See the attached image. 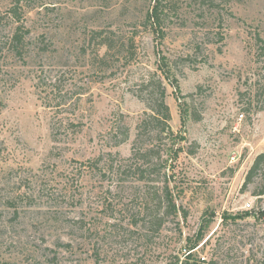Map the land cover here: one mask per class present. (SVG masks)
<instances>
[{"label":"rangeland","instance_id":"obj_1","mask_svg":"<svg viewBox=\"0 0 264 264\" xmlns=\"http://www.w3.org/2000/svg\"><path fill=\"white\" fill-rule=\"evenodd\" d=\"M155 1L23 0L17 22L15 0H0V264H264V176L244 187L264 153V0H173L164 38L148 23ZM20 26L23 56L10 44ZM100 30L134 37V59L93 66ZM153 78L185 140L156 142L149 127L146 185L128 167L160 97Z\"/></svg>","mask_w":264,"mask_h":264},{"label":"trees","instance_id":"obj_2","mask_svg":"<svg viewBox=\"0 0 264 264\" xmlns=\"http://www.w3.org/2000/svg\"><path fill=\"white\" fill-rule=\"evenodd\" d=\"M23 0H15L13 8H11V12L13 14V17L16 19L17 22H20L22 19V16L20 15L19 8L20 3ZM173 0H156L155 5L153 6L152 10L148 13V23L150 28L158 35L159 38H164L165 31L163 29L164 21L167 16V12L171 9L173 6ZM28 30H24L21 26L16 29L14 34L12 35V38L10 40L12 51H15V53L19 56H23V52L25 51L27 36L29 35ZM92 40L97 41L95 43V47L92 50V52L89 53V56L91 57V64L93 66L98 65L102 66L108 64L110 61H121L122 59H126L128 63H130L136 54V45H135V38L132 37L129 39L128 43L125 44L124 40L117 39L118 36L113 31L105 32L104 30L100 31H94L92 32ZM258 40L261 42H264V39H262L258 35ZM94 43V42H92ZM87 52H85L86 54ZM164 63L170 61L163 57ZM167 65V64H165ZM145 88L148 90L149 95L153 98L155 95L154 89H157L159 91L160 97L159 99H156L157 101V107H154L153 104H149L148 109L150 110L149 114L146 113L142 119L139 120V123L137 124V136L134 143V149L132 157L130 158V161L133 160L134 163L128 167L131 171H133V176L135 178V181L144 183L148 185L149 183H157V180H153L154 170L153 167L155 166L154 163L151 161L154 159L153 155L156 154L155 150L156 148V142H159L160 138H163L165 136L166 138L169 137L170 140L176 141L178 140H185V138H178L177 135L172 131V129L169 126V122L171 121V111L166 103V89L164 88L161 80H155L154 78L149 81V83L145 86ZM143 98V96H140V99ZM63 104L61 103L60 106ZM151 125H157L159 128L157 132V138H155V141H151V143L148 146H144L146 143L142 142V145H140L141 140L143 138V135H146L148 133L149 127ZM130 135V128L127 127L123 132V137L118 139V136L115 137V145L120 146L124 143H126L129 140ZM144 141V140H142ZM141 146V147H140ZM180 149H177V151L174 152V161L178 159ZM153 156V157H152ZM161 157V156H159ZM151 159V160H150ZM160 159V158H159ZM161 160V159H160ZM165 166L164 168H169L167 161L164 162ZM264 176V153L259 154L250 168L247 177L246 182L244 184L245 189L248 188V186L253 183L257 178H263ZM171 177L168 175H165V193H166V202L165 205L166 212H169L172 210L173 214H176L178 212L173 196L169 193V184ZM256 197H262L264 196V188L259 192L255 193ZM249 215V213L247 214ZM263 215V214H262ZM207 218L203 220V224L200 227V230L197 234V239L195 241V244L189 246V250H195L198 243L201 242L204 236V231L207 229L208 223L205 224ZM187 250V252L189 251ZM196 255L189 254L187 255L182 261L178 260L176 264H206L204 261L196 260Z\"/></svg>","mask_w":264,"mask_h":264}]
</instances>
